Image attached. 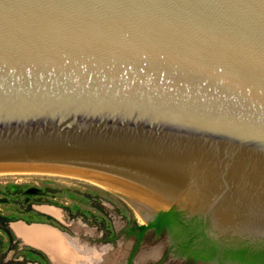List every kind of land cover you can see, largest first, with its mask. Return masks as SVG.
<instances>
[{
    "label": "water",
    "instance_id": "1",
    "mask_svg": "<svg viewBox=\"0 0 264 264\" xmlns=\"http://www.w3.org/2000/svg\"><path fill=\"white\" fill-rule=\"evenodd\" d=\"M0 178L127 197L146 254L264 264V0H0Z\"/></svg>",
    "mask_w": 264,
    "mask_h": 264
},
{
    "label": "rangeland",
    "instance_id": "2",
    "mask_svg": "<svg viewBox=\"0 0 264 264\" xmlns=\"http://www.w3.org/2000/svg\"><path fill=\"white\" fill-rule=\"evenodd\" d=\"M17 223L49 225L73 250L96 248L101 264H185L146 254L126 231L136 225L128 199L86 179L0 178V264H56L18 236Z\"/></svg>",
    "mask_w": 264,
    "mask_h": 264
},
{
    "label": "bare ground",
    "instance_id": "3",
    "mask_svg": "<svg viewBox=\"0 0 264 264\" xmlns=\"http://www.w3.org/2000/svg\"><path fill=\"white\" fill-rule=\"evenodd\" d=\"M93 184H95V183H93ZM95 185H97V184H95ZM97 186H99V185H97ZM100 187H102V186H100ZM104 188V187H103ZM111 191V190H110ZM113 192V191H112ZM125 198H127V197H125ZM128 199V198H127ZM19 224L20 223H18V226H19ZM20 226H21V224H20ZM24 227V226H23ZM26 227L27 226H25V228H22V227H18V233L20 234V235H23L24 236V239L26 240V242L27 241H29V240H34V242H35V240L36 241H39V243H41L40 245L42 246H45L48 250H49V252L48 253H52V255H53V252H54V250H55V248H60L61 246H64L63 245V240H64V238H63V240H62V238L61 239H59V237H62L60 234V236H56V235H54V233L55 234H58V231L57 232H55V231H53L49 226L47 227L46 226V229L44 228L43 229V226H42V228L40 227V228H37L36 227V229H34V230H32V231H34L35 232V235L33 234V232H32V234L31 233H29L28 232V229H26ZM39 227V226H38ZM45 227V226H44ZM17 228V227H16ZM28 228V227H27ZM48 228H50V230H52V232H54V233H50V231H48L47 229ZM53 228V227H52ZM15 232H17V231H15ZM60 233V232H59ZM53 234V235H52ZM67 236V235H66ZM36 238V239H35ZM67 239H68V241H69V237H66ZM66 239V240H67ZM24 240V241H25ZM38 243V242H37ZM38 243V244H39ZM76 243V242H75ZM65 244V243H64ZM68 244V243H67ZM73 243H72V241H71V245H72ZM69 245H70V243H69ZM70 245V246H71ZM78 245V244H77ZM41 246H39V247H41ZM68 246V245H67ZM74 246V244L72 245V247ZM80 246V245H79ZM36 247V246H35ZM82 247V246H81ZM85 248V247H84ZM92 248V247H91ZM91 248H90V251H91ZM74 249L76 250V248L74 247ZM78 247H77V250H76V255H75V253H74V255L77 257L76 259H75V263H73V264H101V262L103 263V260L101 259V258H99L98 259V252H94V250L96 249H94L93 250V252L91 253L89 250L88 251H86L87 249H89V248H87L85 251H81V253H80V250L78 251ZM82 249V248H81ZM103 249V248H102ZM66 250V249H65ZM101 250V249H100ZM107 250V249H106ZM67 251V250H66ZM102 251V250H101ZM105 250H103V252H104ZM85 252V253H84ZM63 253V252H62ZM107 251H106V255H107ZM64 254V253H63ZM78 254V255H77ZM103 254V253H102ZM65 255L66 256H68V257H70L69 258V260L70 259H73L74 260V258H75V256L72 254V252H70L69 250L65 253ZM111 255V254H110ZM58 257H61V256H58ZM67 257V258H68ZM109 258H110V256H108ZM85 259V260H84ZM54 260V259H53ZM58 260H60V259H58ZM66 259H64V260H61L60 262L62 263V261H65ZM102 260V261H101ZM55 261V260H54ZM56 261H57V259H56ZM58 262V261H57ZM56 262V264H58ZM113 262V261H112ZM63 264V263H62ZM65 264V263H64ZM108 264H110V262L108 263Z\"/></svg>",
    "mask_w": 264,
    "mask_h": 264
},
{
    "label": "crops",
    "instance_id": "4",
    "mask_svg": "<svg viewBox=\"0 0 264 264\" xmlns=\"http://www.w3.org/2000/svg\"><path fill=\"white\" fill-rule=\"evenodd\" d=\"M23 226H24V225H21V226H20V224H19V226H18V223H17V225H15V227H14V228H15L14 230L17 231L16 233L18 234V236L22 237L23 240H25V239H24V236H23V235H20V234L18 233V230H17L18 227L25 228V226H24V227H23ZM38 226H39V227H38ZM42 226H43V229H44V228L46 229V226L48 227L49 225L33 224V225H29V226H27L28 228L26 227V229H28V232H29V233L32 234V232H33V234L35 235V232L32 231V230L36 229V227H37V228H40V227L42 228ZM44 226H45V227H44ZM16 227H17V228H16ZM49 227H50V226H49ZM134 227H135L134 225L131 226V227H128V229H127L126 231H127V234H130V235H131V234H134V235H136V240H137V245H138V244L140 243V241H141V239H138V236H137L138 232L135 230L133 233H129V229L134 228ZM50 228H51L52 230L54 229L53 231L56 230L55 232L58 231V234H55L54 232H52V230H50ZM50 228L47 229L48 231H50V233H54V235H56L57 237L60 236V235H61V236L63 235L62 237H59V239L62 238V240H63V238H64V240L62 241L64 246H61V247L58 248V249L55 248V250H54V252H53V255H52V253H48L49 250H48L45 246H43V245L41 246V245H40V244H41V243H39L40 240H39V241H36V240H35V242H34V240L31 239V240H29V241H27V242H26V240H25L24 242L29 243V244H31V245H33V246H36L37 248H40V249L44 250V251H45V252L51 257L52 260H53V259L55 260V261L53 260L55 263L58 261V262H57L58 264H62L63 261H62V263H61V262H60L61 260H64V259L68 260V259L70 258V257H68L69 255H68V256L65 255V253H66L68 250H70V252H72L73 255H74V253H75V255H76V251L73 250V249L67 244L68 242H67V240H66V235H65V234L61 233L59 230H57V229H55V228H52V227H50ZM59 232H60V233H59ZM33 234H32V235H33ZM59 234H60V235H59ZM52 235H53V234H52ZM35 239H36V238H35ZM37 242H38L39 244H38ZM64 243H65V244H64ZM67 245H68V246H67ZM39 246H41V247H39ZM65 249H66L67 251H66ZM62 252H63L64 254H63ZM73 252H74V253H73ZM75 255H74V256H75ZM77 255H78V254H77ZM58 256H61V257H58ZM67 257H68V258H67ZM76 258H77V257L75 256L74 260L72 259L70 262H68V261H67V262H68L69 264H73V263H75V259H76ZM56 259H57V261H56ZM58 259H60V260H58ZM63 264H64V263H63Z\"/></svg>",
    "mask_w": 264,
    "mask_h": 264
},
{
    "label": "trees",
    "instance_id": "5",
    "mask_svg": "<svg viewBox=\"0 0 264 264\" xmlns=\"http://www.w3.org/2000/svg\"><path fill=\"white\" fill-rule=\"evenodd\" d=\"M134 226H135L134 228L129 229V233H133L136 230L138 232V234H137L138 239H141L137 225H134Z\"/></svg>",
    "mask_w": 264,
    "mask_h": 264
}]
</instances>
